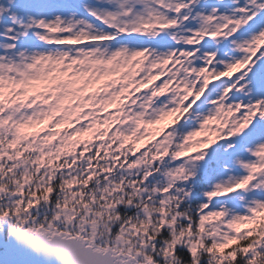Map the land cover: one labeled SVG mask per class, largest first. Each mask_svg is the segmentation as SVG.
Wrapping results in <instances>:
<instances>
[{"label":"snow or ice","instance_id":"obj_1","mask_svg":"<svg viewBox=\"0 0 264 264\" xmlns=\"http://www.w3.org/2000/svg\"><path fill=\"white\" fill-rule=\"evenodd\" d=\"M0 264H264V0H0Z\"/></svg>","mask_w":264,"mask_h":264}]
</instances>
